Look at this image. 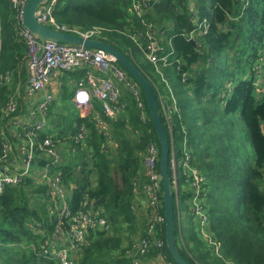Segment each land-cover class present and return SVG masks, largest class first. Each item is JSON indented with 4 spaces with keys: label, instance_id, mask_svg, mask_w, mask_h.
I'll list each match as a JSON object with an SVG mask.
<instances>
[{
    "label": "trees",
    "instance_id": "trees-1",
    "mask_svg": "<svg viewBox=\"0 0 264 264\" xmlns=\"http://www.w3.org/2000/svg\"><path fill=\"white\" fill-rule=\"evenodd\" d=\"M151 1L152 11L144 16L163 31L161 42L166 50L173 47L178 56L177 61L158 69L130 36L145 29L132 12V0H55L52 15L66 32L101 28L96 37L127 55L149 80L167 133L159 98L163 95L168 103L176 100L179 111H173L171 118L174 145L188 137L193 163L210 186L204 198L208 236L201 235L195 223L188 225L183 237L173 201L175 243L181 255L192 264H264V0ZM17 12L11 0H0V159L12 166L18 162H11L10 151L19 138L11 132L10 118L26 113L22 85L27 78L24 61L28 52ZM203 23H207L205 29ZM194 30L202 32L190 41L189 33ZM126 73L139 88L146 120L141 119L132 95L121 92L119 101L126 109L116 120H108L113 141L110 150L91 116L80 115L71 100L74 89L70 81L75 82L83 71L60 83L58 99L68 113H57L54 98L49 106L48 132L65 148L64 161L57 168L71 187L73 210L87 194L88 207L91 202L94 208L102 205L110 221L108 231L89 232L88 244L77 251L75 264H132L123 239L130 243L131 234L145 235L143 221L136 226L139 216L134 210L132 181L141 172L146 143L153 140L158 149L159 143L144 92ZM9 99L17 104L11 113L4 110ZM80 125L86 136L75 141ZM2 143L11 146L4 157ZM45 162L36 152L31 176L6 185L0 193V264H59L45 256L42 248L58 222L46 209L48 187L35 179L36 170ZM156 168L159 172L158 161ZM101 198L104 200L96 203ZM160 198L162 201V188ZM180 198L185 201L189 193L179 190ZM188 210L187 203L186 222L191 219ZM164 227L161 251L174 262ZM158 251L153 247L149 255L154 257Z\"/></svg>",
    "mask_w": 264,
    "mask_h": 264
},
{
    "label": "built area",
    "instance_id": "built-area-1",
    "mask_svg": "<svg viewBox=\"0 0 264 264\" xmlns=\"http://www.w3.org/2000/svg\"><path fill=\"white\" fill-rule=\"evenodd\" d=\"M25 2L26 0H11L13 6L17 8V16L20 21ZM54 3L55 0H48L36 9L35 14L39 15L38 19L41 22L66 31L64 25L56 24L52 15ZM153 4L154 2L151 0H132V12L141 18L145 29L141 32L133 31L130 36L140 47L146 60L158 69L159 65L166 66L173 62L169 56L174 52V49L170 47L168 51L166 50L165 45L161 42L163 31L160 33L155 24L144 16L152 11ZM100 31V27H93L77 34L88 38H97L96 36L100 34ZM20 33L27 44V57H30L28 60L29 78L24 87V95L27 100L41 94L42 99L27 105L26 113L20 117L10 118L11 124L16 127V137L19 138L17 148L21 160L12 166L8 161L3 163L0 159V193L6 185H16L24 177L31 176L35 171L36 152L37 155H42L46 162L43 167L36 170L37 177L40 182L45 183L48 187L46 195L50 200L49 205L54 209V216L58 218L52 238L49 239L52 245L49 246L48 243V246L43 248V253L59 264H75L77 251L88 244L89 232L96 229L108 231L110 221L103 213V209L94 208L92 202L88 207L87 194L78 207L73 210L71 193L69 197L67 196L71 187L65 184L62 171L57 168L63 163L64 154L58 145L59 140L56 135L48 132V128L50 127L49 106L54 98L55 90L60 84L61 74L78 68L83 69L82 76L75 80L76 91L73 95V101L82 107L83 116H91L96 127L105 137L107 150L112 149L113 145L108 120H116L126 109L125 103L119 101L122 92L119 82L125 83L130 94L136 100L143 121L146 120V115L140 99L139 88L127 78L126 71L119 66L117 61L104 50L54 40H45L44 43H41L23 25L20 28ZM194 33L195 30L191 31L189 38L192 39ZM164 99L163 95L159 98L171 140L169 166L171 185L176 194L175 204L178 222H180V216L184 218L185 215V212L182 213L180 209L178 200L181 182L183 189L189 193L187 199L189 210L187 213L199 227V233L208 236L206 227L209 219L205 211L204 198L210 186L207 184L205 174L193 163V156L186 135L180 143V155L176 152L171 132V118L172 112H178L179 107L174 98L172 103H168ZM96 105L99 109L96 108ZM16 107V102L9 99L5 103L4 110L11 113L15 111ZM41 133L44 135L40 139L39 134ZM85 136V129L80 125L73 138L75 141H81L85 139ZM2 146L4 157L11 146L6 143H2ZM141 157L143 166L141 172L133 178L132 185L135 195L142 194L145 197L147 206L145 235L132 240L126 248V254L131 259L132 264H152L154 262H157L156 264H178L169 261L161 251L164 245L162 231L165 218L162 213L160 198V173L156 168V163L159 160L157 143L149 140L141 153ZM66 242L67 245H65ZM153 247L159 250L154 257L149 255Z\"/></svg>",
    "mask_w": 264,
    "mask_h": 264
},
{
    "label": "water",
    "instance_id": "water-1",
    "mask_svg": "<svg viewBox=\"0 0 264 264\" xmlns=\"http://www.w3.org/2000/svg\"><path fill=\"white\" fill-rule=\"evenodd\" d=\"M47 1L48 0H26L21 15L22 25L27 28L41 43H44L45 40H54L63 43H75L87 47L102 49L106 53L111 55L117 62H119L125 68V70L132 75V77L137 81V83L143 90L146 105L149 109L151 121L154 126L159 143L158 166L161 179L160 184L162 188L163 213L165 218V243L175 263L192 264L181 255L175 243L173 201L175 200L176 194L171 185L169 166L171 140L169 133L165 131L164 124L161 121V117L157 109V102L153 95L149 80L127 55L120 52L109 43L98 38H88L84 37L81 34L62 31L41 22L38 19L39 15L35 14L36 9ZM189 40L191 41L192 39L190 38ZM29 59L30 57H26L24 61L27 78L22 85V89H24L25 84L27 83L29 78ZM103 200L104 198H101L100 200L96 201V203H99ZM67 244L68 243L66 242L65 245Z\"/></svg>",
    "mask_w": 264,
    "mask_h": 264
},
{
    "label": "rangeland",
    "instance_id": "rangeland-1",
    "mask_svg": "<svg viewBox=\"0 0 264 264\" xmlns=\"http://www.w3.org/2000/svg\"><path fill=\"white\" fill-rule=\"evenodd\" d=\"M207 26V23H203V27L205 28ZM202 31L200 30L199 31V33L196 31L194 34H193V37H195V36H198V34H200ZM164 35V34H163ZM165 36V35H164ZM177 53L176 52H173L170 56H169V58H170V60H171V62L173 61H176V59H177ZM172 62V63H173ZM171 63V64H172ZM263 73H264V70L262 71ZM127 75V74H126ZM127 78H130V77H127ZM173 79H175V74H173ZM129 80H131V79H129ZM166 81V84L168 85L169 84V81H168V79H166L165 80ZM119 86H120V89L122 90V92L123 93H126V94H130V91H129V89H128V87L125 85V83L124 82H119ZM131 95V94H130ZM40 99H42V98H40V95L39 94H37V95H35V96H33V97H30V98H28L27 99V101H28V103L29 104H31V103H36V102H38V101H40ZM54 101H56L57 103H56V106H55V109H56V111H57V113H63V114H66V113H68V110L66 109V108H64V107H62V102H60V100L58 99V94H56L55 95V97H54ZM176 147H175V149H176V152L180 155V153H179V148H180V144H178V145H175ZM206 159H208L207 157H206ZM202 172V171H201ZM203 173V172H202ZM204 174V173H203ZM206 176V175H205ZM35 179H36V181H38V178H37V176L35 175ZM180 190L182 191L183 190V187H182V183L180 182ZM69 195H70V192H68V197H69ZM140 199H142V200H140ZM43 200V199H42ZM43 201H45V200H43ZM180 209L182 210V213L185 211V207H186V205H187V199H185V201L183 200V199H181L180 198ZM103 206L102 205H99V204H97V206H96V208H98V209H101ZM134 207L137 209V210H139V211H136V214L139 216V221H137V223H136V226L137 225H140L141 224V222L143 221V224H145V219H146V214H147V206H146V201H145V197L142 195V194H137L136 195V197H135V203H134ZM46 209H47V212H48V215H50L53 211H54V209L52 208V206H50L49 204H47L46 203ZM51 210H52V212H51ZM188 215V214H187ZM51 220H52V215H51ZM185 220V217L183 218V217H181L180 216V218H179V221L182 223L181 224V230H182V236L183 237H185L186 236V234H187V231H188V225H195V221H194V219L192 218V219H190L188 222H186V221H184ZM40 223H36V225H39ZM30 227H34V225H30ZM40 232H41V234L44 236V232H43V228L42 227H40ZM131 240H136L139 236H140V233H138L137 235L136 234H131ZM46 242H47V245H46ZM51 241L48 239H45L44 241H43V247L42 248H45V247H47L48 246V243H49V246H50V244L52 245V243H50ZM128 244H129V242H128V240H126L125 238L123 239V242H122V246H124V247H127L128 246ZM217 253H218V249H217V251H216Z\"/></svg>",
    "mask_w": 264,
    "mask_h": 264
},
{
    "label": "crops",
    "instance_id": "crops-1",
    "mask_svg": "<svg viewBox=\"0 0 264 264\" xmlns=\"http://www.w3.org/2000/svg\"><path fill=\"white\" fill-rule=\"evenodd\" d=\"M81 71H83V69L82 68H78V69H76V70H74V71H70V72H65V73H62L61 74V77H60V83L62 82V80L64 79V78H66V79H68L71 75H73V73H76V74H78V73H81ZM77 78V77H76ZM74 79V78H73ZM70 81V80H69ZM71 82V84H72V88L74 89V91H73V94H72V97H71V100H72V102L74 103V101H73V95L75 94V91H76V84H75V82L74 81H70ZM59 88H60V84L58 85V87H57V89L55 90V93H54V97H55V95L56 94H58L59 93ZM40 95V98H42V96H41V94H39ZM22 97H24V100H25V104H26V106L27 105H30L29 103H28V101L26 100V97L24 96V89H23V93H22ZM41 100V99H40ZM74 105H75V107L77 108V111L79 112V114L80 115H82V107L80 106H78L77 104H75L74 103ZM11 132H13L14 133V135L16 136V134H15V132H16V127H11ZM58 145H59V147H60V149L64 152V150H65V148H64V145L63 144H61L60 143V140H59V142H58ZM10 158H11V162H13V161H15V162H19L20 160H21V156H20V152H19V150H18V148L16 147L15 149L13 148V150L12 151H10ZM17 164V163H16ZM15 164V165H16ZM135 197H136V195H135ZM140 200H142V199H140ZM143 201V200H142ZM135 208V207H134ZM135 210V212L136 211H139V210H137L136 208L134 209ZM155 264L157 263V262H154ZM154 263H152V264H154Z\"/></svg>",
    "mask_w": 264,
    "mask_h": 264
}]
</instances>
